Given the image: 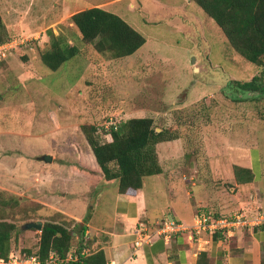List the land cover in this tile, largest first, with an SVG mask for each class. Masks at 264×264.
I'll list each match as a JSON object with an SVG mask.
<instances>
[{
	"label": "rangeland",
	"instance_id": "374dc122",
	"mask_svg": "<svg viewBox=\"0 0 264 264\" xmlns=\"http://www.w3.org/2000/svg\"><path fill=\"white\" fill-rule=\"evenodd\" d=\"M94 7L120 16L145 37L146 43L129 57L115 58L109 51L99 53L93 44L81 39L71 22L74 12ZM0 14L7 37L26 43L0 62V132L27 135L30 138L23 148L40 154L52 148L51 131H57L56 135L62 133L56 129V122L73 126L64 140L70 136L73 144L68 146L77 153L87 145L79 133L83 126L98 127L99 139L104 143L109 142L107 134L113 124L132 118H152L157 132L170 129L180 137L175 140L173 151L178 155L171 165L181 169V176L174 179L177 184L185 187L194 181L201 183L191 189L194 198L184 200L193 205L188 213L166 197L170 179L167 173L160 178L152 176L145 188L155 210L152 214L170 208L181 220L189 222L199 208L192 203L198 201L202 183L206 188H214L225 207L231 209L223 215L241 209L232 205L230 198L234 201L239 190L232 191L235 184L227 174L210 175L211 160L233 143L246 148L257 146L264 165V94H244L233 85L250 81L261 68L236 53L216 22L197 4L189 0H0ZM50 30L79 48V54L58 71L50 70L41 61L40 52L50 45ZM24 73H34L36 77L35 80L31 76L25 90L16 80L17 75ZM207 131L214 132L212 137H206ZM37 136H42L38 140L46 147L36 144ZM17 145L21 147L20 143ZM158 145L162 161H168L166 147ZM180 145L183 151L179 154ZM235 150L231 148V152ZM9 152L16 153L8 150L7 155ZM12 157L4 164L8 170L30 172L27 167L31 162L24 160L21 164L19 158ZM252 157L255 161L256 156ZM196 166L197 175L193 172ZM5 179L6 184L0 186V221L17 226L13 249H39L41 232L25 229L24 225L30 222L65 223L71 232L79 231L72 220L64 219L49 207L38 214L40 206L27 198L33 197V192L25 193V184L14 178ZM249 189L250 186L243 188ZM227 201L231 204L227 205ZM110 202L103 199L96 207L95 221L108 223V216L114 214ZM69 203L73 210L81 209L82 200ZM254 208L250 205L240 211ZM204 212L221 214L209 206ZM82 245L85 247L81 235L74 232L75 258Z\"/></svg>",
	"mask_w": 264,
	"mask_h": 264
},
{
	"label": "crops",
	"instance_id": "0c3cea01",
	"mask_svg": "<svg viewBox=\"0 0 264 264\" xmlns=\"http://www.w3.org/2000/svg\"><path fill=\"white\" fill-rule=\"evenodd\" d=\"M31 76L36 80L34 73L30 76L28 73L17 75L16 80L18 79L24 90L26 89V83L32 78ZM55 125L57 126L56 129L61 130L62 133L56 135L57 131H51L49 140L52 143V148L44 153L40 152V154L32 153L23 148V143L25 144L26 139L30 138L27 135L20 134L21 132L9 133L10 131L7 130L0 132V186L6 184V176L18 180L23 185L25 184L24 192H33V197L27 198L40 206L41 210L38 213L40 215H42V211L49 207L57 214L65 216L64 219L68 218L75 223H83L88 217L89 221L85 224L87 227L84 237L85 248L82 254L104 251L108 261L107 264H264V224L256 228L235 232L229 236L219 233L213 236L203 235L201 239L195 242H190L183 234L173 237L169 242L156 238L153 244L145 245L137 249L136 252L134 249L135 229L141 219L154 223L161 220L165 214H168L171 218L191 225L196 214L200 210H206L207 206L215 212L221 213L219 215L214 213L216 217H231L239 213L252 217L258 211H264V165L260 149L257 146L246 148L229 143L223 150L226 151V154L220 151V156L212 158L210 168V175L224 176L227 174L228 180L235 184L231 188L232 191L238 188L239 194L234 196V201L230 198L232 205L241 209L250 205L251 208L255 206L257 208L247 210V212L240 211V209L229 215H223L230 212L231 209L225 207L223 200H221L218 192L214 191V188H206V184L202 183L204 194L201 192L198 201L192 203L199 208L194 214H191L192 219L187 222L181 220L170 208L167 211L160 210L156 215L152 214L155 210L152 209L148 193L145 190L146 181L152 176L145 178L142 189L120 193L118 180H105L88 143L82 151L77 153L69 148L68 144H73V139L70 136L66 140L64 139L66 135L70 134L68 129L73 126H63L58 122ZM209 130L211 129L209 128ZM81 131L79 133L83 136L82 140H84L85 136ZM208 131L205 134L206 137H212L214 132ZM42 136H37L34 141L36 144L40 143L46 147L45 143L38 140ZM17 143H20L21 147ZM66 143V146H61ZM174 144H177V141L164 142L158 145V147H166L165 153L168 161H162V154L158 151L163 172L156 175V177L160 178L167 173L170 179L168 178L169 185L166 188V197L171 202L176 203L181 211L189 213V210L191 211L190 206L193 205H190L189 201L186 203L184 200L188 197L189 199L194 198V191L191 189L201 183L194 181L191 186L185 185L183 187V185L177 184V180H174L176 177L181 176V169L171 166L178 155L177 152L173 151L175 149ZM181 146L178 148L179 154L180 151H183ZM215 147L219 149L217 144ZM232 147L236 148L235 153L234 151L231 152ZM8 150L16 151L14 155L19 158L21 164L24 160L31 162L27 167L30 172L15 170L14 168L8 170L7 166L4 165L7 163L5 161L12 160V156H14L10 155V152L7 155ZM253 155L256 156L255 161ZM44 156H50L52 162H45ZM235 167L251 170L253 181L246 184L239 183L235 174ZM5 169H7V172ZM193 172L197 175L199 172L197 166L194 167ZM185 179L186 177L183 178V181ZM248 186L251 189L243 190ZM77 189L79 192H77ZM77 199L82 200V204L81 209L75 211L69 202ZM103 199H107L108 202L111 201L112 209H114V214L108 216V223L107 221H95L94 219L95 209L100 206ZM226 204L231 203L227 201ZM172 213L174 214L172 215ZM216 235L219 237L216 238Z\"/></svg>",
	"mask_w": 264,
	"mask_h": 264
},
{
	"label": "trees",
	"instance_id": "16d2710c",
	"mask_svg": "<svg viewBox=\"0 0 264 264\" xmlns=\"http://www.w3.org/2000/svg\"><path fill=\"white\" fill-rule=\"evenodd\" d=\"M197 4L221 29L230 46L245 60L261 68L248 82H233L235 89L245 93L264 94V0H191ZM73 26L79 31L83 41L95 46L99 53L112 52L115 58L134 55L145 43V37L131 27L120 16L107 10L94 7L74 13ZM0 14V44L9 38ZM49 47L41 51V61L52 71H58L65 63L79 54V48L69 44L63 35L55 36L48 32ZM234 100V98L232 99ZM238 100V99H236ZM82 132L91 147L96 161L106 181L118 180L120 193L143 188L147 177L160 175L157 145L179 139L170 129L156 131L152 118H132L111 127L109 142L102 143L95 125L83 126ZM237 180L241 184L253 181L251 170L235 167ZM61 217L63 215L59 214ZM65 218V217H64ZM89 221L74 223L79 231H70L65 223L46 220L39 241L38 253L46 259L55 252L64 262L62 264H107L104 251L89 254L77 253V260L66 261L72 253L74 232L85 240ZM14 223L0 221V258H8L13 251ZM219 236L216 235V238ZM29 254L33 251H25Z\"/></svg>",
	"mask_w": 264,
	"mask_h": 264
},
{
	"label": "built area",
	"instance_id": "2783aa9c",
	"mask_svg": "<svg viewBox=\"0 0 264 264\" xmlns=\"http://www.w3.org/2000/svg\"><path fill=\"white\" fill-rule=\"evenodd\" d=\"M20 42V43H19ZM25 41L14 40L9 38L0 44V62L12 55L16 49L25 45ZM116 127V124H113ZM264 224V211H258L254 216L250 217L244 213L234 216L216 217L212 213L199 211L194 219L193 224L188 225L184 222L171 218L165 214L161 220L154 223L147 220H139L135 229V252L137 249L151 245L156 238L164 239L169 242L173 237L185 235L190 242L201 239L203 235L213 236L215 234L232 235L235 232L244 229L256 228ZM74 255H68L66 261H75ZM64 261L59 258L55 252H51L46 259H43L38 251L31 254L13 249L8 258H0V264H62Z\"/></svg>",
	"mask_w": 264,
	"mask_h": 264
},
{
	"label": "water",
	"instance_id": "95a60500",
	"mask_svg": "<svg viewBox=\"0 0 264 264\" xmlns=\"http://www.w3.org/2000/svg\"><path fill=\"white\" fill-rule=\"evenodd\" d=\"M195 63V60H194ZM44 161L45 162H52V158L50 156H44ZM25 229L30 230V229H35L37 231L42 232L43 229V223L42 222H30L24 225Z\"/></svg>",
	"mask_w": 264,
	"mask_h": 264
}]
</instances>
